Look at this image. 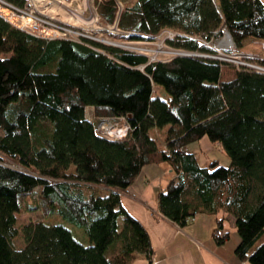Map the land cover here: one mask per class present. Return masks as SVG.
I'll return each instance as SVG.
<instances>
[{
  "label": "trees",
  "instance_id": "obj_1",
  "mask_svg": "<svg viewBox=\"0 0 264 264\" xmlns=\"http://www.w3.org/2000/svg\"><path fill=\"white\" fill-rule=\"evenodd\" d=\"M125 1L122 29H171L176 48L214 54L199 38H220L224 28L239 50L246 38L264 39L263 0ZM100 10L112 22L115 1ZM250 61L264 67V49ZM88 107L99 118L124 117L127 136L100 135ZM204 137L222 146L229 165H201L189 148ZM153 163L174 174L158 192L165 217L185 226L215 214L219 243L233 220L237 256L264 264L263 71L190 55L148 63L88 38L46 39L0 15V264H132L139 256L154 264L150 233L122 200ZM35 210L50 219L20 223ZM63 221L83 227L90 242Z\"/></svg>",
  "mask_w": 264,
  "mask_h": 264
},
{
  "label": "built area",
  "instance_id": "obj_2",
  "mask_svg": "<svg viewBox=\"0 0 264 264\" xmlns=\"http://www.w3.org/2000/svg\"><path fill=\"white\" fill-rule=\"evenodd\" d=\"M114 1L117 11L112 22H105L101 14L100 8L105 0H23L21 4L8 0H0V15L13 26L46 39L59 37L82 41L83 38H88L103 44L118 47L134 43L135 48L138 50L131 52L145 55L148 58V63L163 61L160 58H152L147 52L142 50L145 49L143 46H146V40L161 38L164 45H170L176 49L175 53L177 55L175 56L190 55L216 58L225 61L229 60L234 64L247 65L264 72V67L258 66L250 61V59H255L256 56L239 52V49L236 47L233 38L226 28L223 29V35L220 38H199L200 43L211 47L215 52L214 54L191 52L176 48L170 44L178 35L177 32L171 29H164L155 36L134 33L122 29L120 27V20L126 1ZM56 32L61 33L62 36H55L58 35ZM73 35L78 38H72ZM130 35L140 37L137 40L123 38ZM179 50L181 52H178ZM182 51L189 53H182ZM86 117L94 122L96 131L100 135L111 139L125 138L130 129V125L124 117L99 118L95 116L93 109L90 107L86 109Z\"/></svg>",
  "mask_w": 264,
  "mask_h": 264
},
{
  "label": "crops",
  "instance_id": "obj_3",
  "mask_svg": "<svg viewBox=\"0 0 264 264\" xmlns=\"http://www.w3.org/2000/svg\"><path fill=\"white\" fill-rule=\"evenodd\" d=\"M198 143L202 152L222 148L208 137ZM197 147L191 146L189 150L197 152ZM173 175L167 163L148 164L122 193L124 205L144 223L150 233L155 248L154 264H252L249 260H241L235 253L240 241L237 231H230L229 239L223 243L216 241L214 232L218 220L215 214L199 213L185 226L162 214L158 192L167 186ZM132 264H148V261L144 256H139Z\"/></svg>",
  "mask_w": 264,
  "mask_h": 264
},
{
  "label": "rangeland",
  "instance_id": "obj_4",
  "mask_svg": "<svg viewBox=\"0 0 264 264\" xmlns=\"http://www.w3.org/2000/svg\"><path fill=\"white\" fill-rule=\"evenodd\" d=\"M56 33H58V35H55V36H62L61 33H59V32H56ZM74 35H76V34H74ZM74 35L72 36V38H78ZM146 41H147L146 46H143L145 49H142V50L144 52H147L152 58H160L162 60H169V59H171V57L177 55L175 53L176 49L170 45H164L163 40L161 38H151V39H148ZM107 46H113V45H107ZM113 47H118V46H113ZM118 48L124 49V50H130V51H134V50L137 51L138 50L137 48H135L134 43L122 45ZM263 49H264V39H257V38H248L247 39L246 38L245 43L243 45V49L239 50V52L242 54H245V53H243V51H244L248 54L260 56L263 54ZM178 52H181V51L179 50ZM182 53H189V52L182 51ZM226 62H231V61L228 60ZM235 64H237V63H235ZM159 89H160L161 97H163L164 99H169V94L167 92H165V90H163L162 88H159ZM153 133L154 132H151L152 136H153ZM159 137H160V140H162V136L159 135ZM196 144H198V145H196ZM196 144L194 143L192 146L193 147L198 146L196 153L198 154L199 161H200L201 165H208L211 162V160H213V159L219 160L220 163L223 165H229L230 158L225 153L223 148H220L222 151L220 149H215V150H211V151H207V152H202L199 149V147H200L199 143L197 142ZM40 219L47 221L50 218L44 216V214L42 213L41 210H35V211H25V212L21 213L19 221L21 224H23L24 222H26L28 220H40ZM63 222L73 230L75 236L80 241H82L85 244L90 242L89 236L85 232L83 227L78 226V225H76L72 222H69V221H63ZM225 230L238 231L234 222L233 221L231 222L227 219L225 220ZM21 242L22 241L20 240V238L17 239L16 246L19 247V243H21Z\"/></svg>",
  "mask_w": 264,
  "mask_h": 264
}]
</instances>
